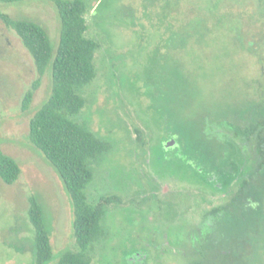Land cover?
Returning <instances> with one entry per match:
<instances>
[{
  "label": "rangeland",
  "instance_id": "obj_1",
  "mask_svg": "<svg viewBox=\"0 0 264 264\" xmlns=\"http://www.w3.org/2000/svg\"><path fill=\"white\" fill-rule=\"evenodd\" d=\"M87 3V35L100 47L95 54L97 76L82 91L88 102L76 120L112 144L94 165L87 195L91 202L103 196L119 198L107 206L108 235L95 244L93 264H178L179 256L174 254L149 261L135 259L132 253L144 248L152 257L157 253L147 243L149 232L155 244L164 242L159 229L170 226L163 221L164 202L177 203L176 209L191 225L212 206L209 199L215 204L222 201L221 194L205 193L186 178L160 181L151 164L156 159L149 162V158L160 150L163 125L178 141L197 135L199 128L208 132V125H215L216 132L219 123L229 125L231 118L243 117L257 93L261 97L264 0ZM0 12L40 21L58 46L61 21L52 1L0 2ZM38 78L41 83L31 108L24 111L25 94ZM51 89L50 74L40 77L20 36L0 18V145L23 167L14 184L0 177V264H33L35 231L28 211L34 194L44 204L54 236L51 264L65 250L77 248L69 195L59 173L29 136L30 118ZM252 245L255 250L245 259L259 264L264 259V234Z\"/></svg>",
  "mask_w": 264,
  "mask_h": 264
},
{
  "label": "trees",
  "instance_id": "obj_2",
  "mask_svg": "<svg viewBox=\"0 0 264 264\" xmlns=\"http://www.w3.org/2000/svg\"><path fill=\"white\" fill-rule=\"evenodd\" d=\"M23 1L26 0H0L5 4H18ZM50 1L54 3L61 21L57 47L53 45L48 29L40 21L29 17H14L4 12H0V18L8 28L15 30L20 36L35 61L40 77L49 73L52 80L50 95L30 118L29 136L49 165L59 173L72 203V231L77 248L65 250L55 264H93L92 250L95 244L108 235V228L104 222L107 206L114 200H119L116 196H103L96 202L89 200L87 188L95 176L94 165L111 149L112 144L98 136L88 124L76 120L88 102L82 91L97 76L95 54L100 42L87 35L89 28L86 19L87 0ZM40 83L41 79H36L32 89L25 94L22 104L24 111L31 108ZM256 83L259 85L260 81L257 80ZM262 91V98H259L260 93H257L251 108L243 117L231 118L229 125L219 123L221 125L216 132L212 129L215 125L213 127L208 125L206 133L199 128L198 134L192 136V139L190 137L184 138V141L179 139L180 146L176 150L184 154L180 166L183 178L192 176L185 170L206 177L208 172L206 157L209 151L220 152L214 159L215 166L220 167L222 171L229 167L231 181L235 176H239V167L228 151L237 152L241 149L238 142L230 138L223 128H239L235 129L239 136L240 126H236L234 121L239 119L251 121L252 130L258 125L264 128V90ZM254 114H258L257 117ZM215 124L219 125L218 122ZM163 126L165 131L171 133L169 128ZM247 134L246 140L249 141L251 137L249 131ZM257 144L262 149L261 166L264 178V132L261 133ZM194 157L198 159L197 165L204 167L203 171L197 170L190 162ZM22 172L21 163L7 154L0 145L2 180L7 184H14ZM241 183L247 184L248 187L249 181ZM243 192L244 197L238 193L232 197L230 216L226 218L216 216L215 236L201 238L199 255H183L184 263L249 264L245 258L255 250L252 240L264 234V188L262 185L261 190L248 188ZM239 209L242 212L239 213ZM28 213L35 231L32 263L51 264L54 258V236L44 204L35 194L30 199ZM183 231L190 230L183 227ZM132 255L136 259L140 258L136 252ZM258 263L264 264V259L258 260Z\"/></svg>",
  "mask_w": 264,
  "mask_h": 264
},
{
  "label": "flooded vegetation",
  "instance_id": "obj_3",
  "mask_svg": "<svg viewBox=\"0 0 264 264\" xmlns=\"http://www.w3.org/2000/svg\"><path fill=\"white\" fill-rule=\"evenodd\" d=\"M257 115L258 114H254L256 117ZM234 121L236 126H240L241 134L239 136L236 134V130L239 128H223V130L230 138L238 142V147L241 149V151L237 152H232L231 150L228 151L229 155L235 159L234 161H236L239 167V176H235L231 181L229 167H226V169H223L222 171L220 167L215 166L214 159L217 157V155H219L220 152L217 153L215 151H209L207 152L206 157L208 169L206 177H201L200 175L195 174L190 178H186L193 185L204 190L205 193L212 194V196L217 195V193L221 194L222 201L215 204L213 199H209L208 202L211 203L212 206L207 210L203 209L200 212L199 218L192 220L191 225L185 223L187 221L183 219L181 212L176 209L177 203L174 204L172 201H167L166 203L164 202L162 210L163 221L165 219L166 222L168 221L170 223V226L163 225V228L159 229L160 237L164 238V242L155 244L152 240L153 232H149V236L147 237V240H149L147 243L151 247L155 246L157 253L152 257L150 249L144 248L143 250H134L137 256L144 259L149 258V261L152 259L157 261L162 257L161 255L163 254H174L179 256L178 264H186L183 262V255L187 256V254H192L193 256H198L201 244L200 239L204 238L205 236L210 237L209 235L215 236L216 233L214 228L217 221L216 216L219 215V217L223 216L224 218L230 216L232 197L236 196L237 193L239 196L244 197L245 192L243 191L248 190V188L254 189L255 191L261 190L263 178L261 166L262 149L259 147L257 142L260 139L261 133L264 132V128L262 125H258V127H255V130L254 128L252 130V127H250L253 126L251 121L245 119ZM246 127H250V129ZM247 129L250 133L249 135L251 136L249 137V141L246 140L248 136ZM178 146H180L178 139L171 133L165 131V135L163 136L160 146V149L163 150L156 151L155 156L149 158V162H151L153 158L156 159V163L154 162L151 164H154V167L157 169L155 174L156 178L160 181L162 179L165 180L169 178H178L180 181L183 179V171H181L182 167L180 166L183 163L182 158L184 157V154L182 151L176 150ZM196 160H198L197 157H194L190 162L196 166L197 170L203 171L204 167L198 166ZM246 180L249 181L248 187L247 184L241 183L242 181L244 182ZM152 193V195L155 196L156 190H153ZM240 212L242 211L239 209V213ZM183 227H187L190 231L184 232ZM164 243L170 246H168V248L162 249L161 245ZM132 257L136 259V257ZM152 264H158V262Z\"/></svg>",
  "mask_w": 264,
  "mask_h": 264
}]
</instances>
